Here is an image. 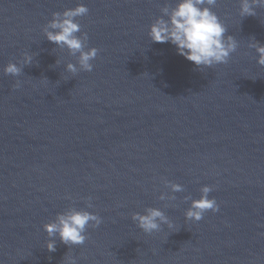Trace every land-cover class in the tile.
<instances>
[{
    "label": "water",
    "instance_id": "obj_1",
    "mask_svg": "<svg viewBox=\"0 0 264 264\" xmlns=\"http://www.w3.org/2000/svg\"><path fill=\"white\" fill-rule=\"evenodd\" d=\"M165 2L0 0V264H62L66 254L77 264H264V66L248 47L264 43V8L242 18L238 0H217L238 46L199 69L150 40ZM79 3L86 47L99 51L92 71L73 75L75 57L43 27ZM25 52L32 63L5 74ZM202 185L218 210L186 219ZM89 197L102 223L82 245L57 237L49 252L43 224ZM146 207L173 227L144 233L132 213Z\"/></svg>",
    "mask_w": 264,
    "mask_h": 264
},
{
    "label": "clouds",
    "instance_id": "obj_2",
    "mask_svg": "<svg viewBox=\"0 0 264 264\" xmlns=\"http://www.w3.org/2000/svg\"><path fill=\"white\" fill-rule=\"evenodd\" d=\"M239 16H256L257 8H264V0H238ZM217 0H167L160 7L161 15L148 26V36L151 41L158 43L169 42L173 44L179 55L192 62L197 68H211L217 64L228 62L230 54L238 46L237 40L226 36V27L217 14L212 10ZM88 8L79 3L75 7L66 8L61 12H53L52 18L43 27L44 37L53 42L60 49H67L70 56L75 57L76 63L71 61L65 64V71L75 75L80 71H92L91 61L96 58L98 49L86 47L87 34L81 32V25L76 17L86 15ZM79 33V35H77ZM248 47L255 50L256 63L264 66V43L251 38ZM33 61L32 54L25 52L23 58L17 63L9 61L3 67L5 74L18 76L21 73L20 65H28ZM59 63V61H57ZM20 81L13 87L18 88ZM172 192H182L183 186L179 183L167 182ZM211 186L202 185L200 196L191 199L190 206L185 210L186 219L199 221L207 210L216 212L217 202L209 197ZM161 193L160 200L172 199ZM189 199V197H185ZM91 198L85 200L86 208L69 206L63 212L55 215L53 220L43 224V229L49 239L45 247L49 252L56 250V238L65 245H82L87 239L86 229L89 226L97 227L102 223V218L87 209L92 208ZM132 220L146 234L161 230L162 225L173 227L169 217L157 207H146L143 212H133ZM62 264H77L76 257L66 254Z\"/></svg>",
    "mask_w": 264,
    "mask_h": 264
}]
</instances>
